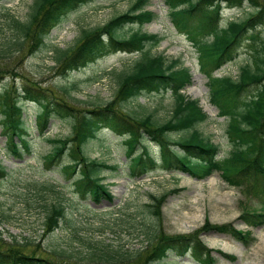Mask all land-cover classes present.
I'll use <instances>...</instances> for the list:
<instances>
[{
  "label": "trees",
  "instance_id": "trees-1",
  "mask_svg": "<svg viewBox=\"0 0 264 264\" xmlns=\"http://www.w3.org/2000/svg\"><path fill=\"white\" fill-rule=\"evenodd\" d=\"M94 1L31 0L22 19L13 15L8 8H2V17L11 36L0 42V83L11 76L22 78L18 71L21 62L36 55L41 56L42 49L53 51L52 60L58 74L67 75L101 55L116 50L142 52L144 42L157 44L161 41V37L140 30L127 38L121 33L127 24L143 26L155 18L153 13L144 9L147 0H134L125 11L115 13L106 22L81 28L79 36L65 49L51 47L49 35L59 20L67 12ZM165 1L169 7L171 24L179 33L186 35L199 52L200 70L209 80L211 103L221 116L227 117L226 135L230 145L227 156L217 158L219 147L197 130V126L207 118L198 102L179 93L190 83L189 70L182 67L179 60H168L161 54L152 56L147 52H143L130 69L111 75L115 79V89L110 100L106 101L99 98L91 102L75 99V84L61 87L60 99L57 101L51 91L39 85L23 83L19 88L4 82L0 89V128L6 138V145L13 152L30 153L23 105L19 104L25 98L39 102L42 106L37 116L40 133H43L42 129L50 117H73L79 120L78 128L73 126L69 137L47 139L51 150L43 156V164L50 166L60 163L63 156L67 157L63 166L64 174L76 172L78 191L96 202L103 197L111 199L99 177L100 169L107 166L91 160L87 153L89 141L95 138L94 127L99 122L109 125L117 134L125 137L128 156L137 149L139 141L147 137L160 146L162 168L180 170L197 179L218 171L228 184L244 187L246 194L251 195L253 192L261 198L264 195V39L259 37L258 29L264 26V0ZM223 3L228 7L247 5L252 11L243 19L221 23L219 11ZM211 36L212 41L209 42ZM243 43L251 51L250 60L239 67L237 78H213L212 71L233 60ZM16 58H19L18 66L12 68L10 63ZM49 69H54V66ZM23 78L25 82H31L29 76ZM167 91L171 92L174 101L170 117L164 121L154 119L153 113H146L141 105L135 106V111L128 110V105L133 106L132 102L145 93L163 94ZM62 99L91 108L84 111L77 109L84 113L76 114L72 105ZM172 132L182 134V137L170 140L169 134ZM143 153L136 155L132 162L144 170L149 165L152 169L154 164L148 158V152L144 150ZM7 175L0 163V179ZM42 189L53 191L51 187ZM165 197L149 195V204L134 206L130 221L136 223L132 218L136 215L144 217L142 222L137 223L143 227L140 228V234L145 238L144 244L134 251L125 250L123 242L119 240L115 243L114 240L108 243L79 242L77 247L61 245L59 248L65 247L76 252L78 262L73 264H160L170 253L182 255L187 251H191L199 264H213L209 250L199 238L201 231L225 233L239 238L250 233H243L228 224L215 226L205 222L199 231L189 235H167L160 228L159 210ZM41 200L45 210L42 231L43 236H47L59 229L66 205L57 196L51 200ZM148 214L155 216L157 221L151 222V226L144 224ZM239 220L248 227H258L264 225V212L246 208ZM8 236L11 238L9 241L0 233V264L66 262L64 252L48 251L46 247L24 237L18 239L10 234Z\"/></svg>",
  "mask_w": 264,
  "mask_h": 264
},
{
  "label": "rangeland",
  "instance_id": "rangeland-1",
  "mask_svg": "<svg viewBox=\"0 0 264 264\" xmlns=\"http://www.w3.org/2000/svg\"><path fill=\"white\" fill-rule=\"evenodd\" d=\"M30 1L10 0L7 7L10 8L13 15L22 19L25 17ZM133 1L99 0L81 6L66 14L62 22L53 29L49 36L50 43L65 49L79 36L81 28L106 22L115 13L125 11ZM145 5V9L156 15V19L142 26L141 31L164 37L158 45H147L145 51H149L151 54H162L168 59L178 58L185 67L190 68L191 74H193V86L186 89L185 95L190 99L198 100L208 115V120L200 124L198 130L204 137L218 144L220 154L225 155L230 150L225 134L226 122L217 116L216 109L208 102L206 79L198 71L197 51L172 28L166 17L167 7L163 0H147ZM2 10L0 8V42L5 37L11 36L2 17ZM238 15L233 10L223 11L224 18L229 17L233 20L244 18L241 17L242 15L240 17ZM138 29L137 25H132L125 28L124 31L131 33ZM259 32L261 38H264V27ZM249 55L246 49L241 50L237 60L233 64L223 67L217 75L231 74L235 77L238 67L248 61ZM53 56L54 53H41V56L36 55L26 59L21 62L18 71L23 76L34 77L36 82L41 83L40 86L44 87L59 89L64 84H76L77 90L73 93V97L85 102L94 101L96 98L102 101L110 100L115 89V79L107 78L105 73L113 70V74L126 71L139 57L138 54H112L99 58L86 67L62 77L58 75L57 67L53 65ZM18 59L11 61L12 68L16 67ZM52 65L54 69H49ZM136 104H141L146 113L152 112L154 119L163 121L170 117L173 98L170 95L165 97L156 94L145 95L139 98ZM76 105L83 104L76 102ZM134 107L128 105V110L135 111ZM37 109L38 107L34 103L28 102L24 105L28 125L33 128L31 135L28 136L30 154H23L21 158L13 156L5 145V137L1 134L0 128V162L12 174L7 179L0 181V233L8 241L11 240L8 236L10 234L18 239L24 237L34 241V243L46 247L48 251L64 252L66 259L64 264L78 262L76 252L65 247H77L79 242L104 241L108 243L114 240L115 243L119 240L123 242L125 250L134 251L145 240L138 232L143 227L130 222V216L118 213L103 215L106 212H114L116 209L102 210L100 208L117 205L125 199V204H128L125 206V210L130 215V200L138 199L137 203L142 205L147 202L149 194L159 196L173 190L176 191L167 196L161 208L162 228L168 234H189L199 231L206 221L212 225L232 223L235 228L245 231L247 228L238 221L243 210L242 205L264 210V195L259 198L253 192L251 195L245 192L240 194L239 190L228 186L216 173L210 176L209 180L204 179L203 181H196L182 174L165 171L152 172L143 177L130 176L124 158L122 139L112 136L105 129L100 135L102 143L93 146L90 157L103 160L109 165H120L117 172H103L104 182L114 196L113 200H102L99 206L87 200L85 203H88L96 212L91 211V208V210L84 209L78 200L72 202L70 207L68 206L67 219L62 222L61 228L43 236L42 223L45 210L41 199L51 200L54 198V193L42 189L40 185L36 187L35 184L48 186V182L55 181L63 185L68 203L74 192V181L71 177H64L59 166L45 171L41 161V157L50 149L45 137L68 136L71 132L70 122L52 119L44 130V135L39 137L34 124ZM178 137V135H171L172 139ZM149 151L154 157L158 155V148L153 145L149 147ZM2 216L7 218L3 219ZM127 218L129 221H126ZM75 229L80 231L77 236ZM250 231L249 237L243 241L206 231L201 233V238L210 249L209 255L216 259L214 264H264V226L250 229ZM61 245H65V247L59 248ZM218 251L224 253L225 256H222ZM166 261L176 262L175 264H195L188 258H175L174 256H169Z\"/></svg>",
  "mask_w": 264,
  "mask_h": 264
},
{
  "label": "bare ground",
  "instance_id": "bare-ground-1",
  "mask_svg": "<svg viewBox=\"0 0 264 264\" xmlns=\"http://www.w3.org/2000/svg\"><path fill=\"white\" fill-rule=\"evenodd\" d=\"M208 180H209V178H208ZM208 180H207V181H208Z\"/></svg>",
  "mask_w": 264,
  "mask_h": 264
}]
</instances>
